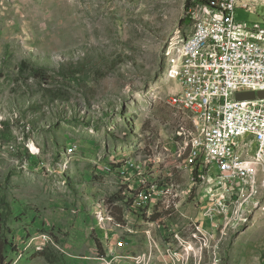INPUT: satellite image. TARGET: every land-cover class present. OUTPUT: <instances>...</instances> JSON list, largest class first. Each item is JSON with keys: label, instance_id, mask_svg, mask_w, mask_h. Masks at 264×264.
<instances>
[{"label": "rangeland", "instance_id": "1", "mask_svg": "<svg viewBox=\"0 0 264 264\" xmlns=\"http://www.w3.org/2000/svg\"><path fill=\"white\" fill-rule=\"evenodd\" d=\"M185 2L0 0L2 264L261 261L260 174L240 214L205 232L210 203L186 166L191 121L169 104L177 47L194 24L183 22ZM235 19L264 24V5ZM134 159L149 193L116 172Z\"/></svg>", "mask_w": 264, "mask_h": 264}, {"label": "built area", "instance_id": "2", "mask_svg": "<svg viewBox=\"0 0 264 264\" xmlns=\"http://www.w3.org/2000/svg\"><path fill=\"white\" fill-rule=\"evenodd\" d=\"M217 2V14L203 13L197 38L176 60L171 80L178 90L169 103L191 121L196 159L186 166L197 183L206 181L204 193L214 194V202L205 208L213 227L218 218L229 217L226 214L237 196L249 193L256 174L263 173L264 160V98L257 95L264 91V24L235 19L236 9L255 13L264 0ZM193 5L191 0L185 18ZM246 92H253L255 98L236 99V94ZM116 172L127 173L123 183L133 193H149L147 169L141 168V161L134 159ZM218 192H230V199H218ZM103 220L97 217L98 222ZM261 256L258 264H264V251Z\"/></svg>", "mask_w": 264, "mask_h": 264}, {"label": "bare ground", "instance_id": "3", "mask_svg": "<svg viewBox=\"0 0 264 264\" xmlns=\"http://www.w3.org/2000/svg\"><path fill=\"white\" fill-rule=\"evenodd\" d=\"M195 3V8H194V24H193V30L190 33V35H188L186 38L182 39L177 47V52L178 54H182L184 53V47L189 46L191 44H193V42L195 41V39L198 36L199 33V25L203 20V13H206V15H216L217 14V9H218V3L216 6H209L200 2H197L196 0H194ZM170 52V51H169ZM173 102V98L171 103ZM190 145H191V155H192V159L195 161L196 159V146L195 144L189 141ZM35 148H33L34 150ZM261 169H263V173H258L256 174V177L254 179V183L252 184L249 193H242V197L237 196L235 200H233V208H232V214L230 216V218L224 217L225 220L227 218V222H229L228 220H231L233 218V215H238L240 214L242 208H244V205L246 204V202L250 201L252 196L256 194V190H257V179L260 176L264 177V160H261ZM201 185L204 188V191L207 190V183L206 181H200ZM226 192H218V199H220ZM230 194V192H228ZM204 197L206 198V200L208 201V203H212L214 202V194L213 192H203ZM224 198V197H223ZM226 222V224H228Z\"/></svg>", "mask_w": 264, "mask_h": 264}, {"label": "trees", "instance_id": "4", "mask_svg": "<svg viewBox=\"0 0 264 264\" xmlns=\"http://www.w3.org/2000/svg\"><path fill=\"white\" fill-rule=\"evenodd\" d=\"M197 2H202L203 4L209 5V6H216L217 5V0H196ZM191 0H186L185 2V10L187 11V9L191 6L190 4ZM194 8H195V3H194V7H193V14H189L188 17L183 19L184 23H188L191 21H194ZM7 239L4 235V233L2 232L1 226H0V264L3 263L4 260V252H5V247L7 246Z\"/></svg>", "mask_w": 264, "mask_h": 264}, {"label": "crops", "instance_id": "5", "mask_svg": "<svg viewBox=\"0 0 264 264\" xmlns=\"http://www.w3.org/2000/svg\"><path fill=\"white\" fill-rule=\"evenodd\" d=\"M260 212L264 215V207H262L261 208V210H260ZM195 224H198L199 226L197 227V230L199 231V232H201V230H200V228H203V230H205L204 229V226H203V223H195ZM173 227V226H172ZM215 227V226H214ZM212 225H211V223H210V228H211V230L212 231H207V230H205V232H207V233H211V235L213 234L212 232L214 231V228ZM171 234L172 235H174V237L176 238V239H180V234L178 233V232H176V230H174V231H172L171 232ZM165 235V234H164ZM136 241V240H135ZM134 241V243L132 242L131 243V246H130V249H132L133 250V252L137 255V254H139L138 252H136V250H137V248H138V244H137V242H135ZM148 243H149V241H148ZM147 243V244H148ZM149 245H150V243H149ZM148 245V246H149ZM167 248H170V246H173V243L172 242H168L167 243ZM152 248V246H149L148 248H147V246H146V250H145V252H148V251H150V249ZM173 249V248H172ZM144 252V251H143ZM143 252H140V253H143ZM151 258H153V256H152V254H151ZM150 258V259H151ZM259 263V262H258ZM257 263V264H258Z\"/></svg>", "mask_w": 264, "mask_h": 264}, {"label": "water", "instance_id": "6", "mask_svg": "<svg viewBox=\"0 0 264 264\" xmlns=\"http://www.w3.org/2000/svg\"><path fill=\"white\" fill-rule=\"evenodd\" d=\"M258 97L264 98V91L258 92ZM255 98V94L253 92H246V93H238L236 94V99L243 100V99H253Z\"/></svg>", "mask_w": 264, "mask_h": 264}]
</instances>
